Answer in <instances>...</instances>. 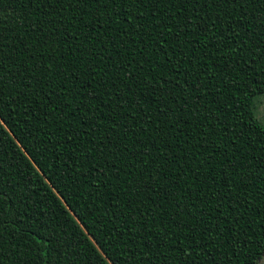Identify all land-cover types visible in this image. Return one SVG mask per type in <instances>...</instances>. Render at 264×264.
Instances as JSON below:
<instances>
[{"label": "trees", "instance_id": "trees-1", "mask_svg": "<svg viewBox=\"0 0 264 264\" xmlns=\"http://www.w3.org/2000/svg\"><path fill=\"white\" fill-rule=\"evenodd\" d=\"M262 90L264 0H0V264H258Z\"/></svg>", "mask_w": 264, "mask_h": 264}, {"label": "rangeland", "instance_id": "rangeland-1", "mask_svg": "<svg viewBox=\"0 0 264 264\" xmlns=\"http://www.w3.org/2000/svg\"><path fill=\"white\" fill-rule=\"evenodd\" d=\"M253 112L258 122L264 126V97L258 96L255 99ZM262 259H264V256ZM258 264H260V261Z\"/></svg>", "mask_w": 264, "mask_h": 264}, {"label": "snow or ice", "instance_id": "snow-or-ice-1", "mask_svg": "<svg viewBox=\"0 0 264 264\" xmlns=\"http://www.w3.org/2000/svg\"><path fill=\"white\" fill-rule=\"evenodd\" d=\"M259 95H260L261 97H264V90H262V91L259 93ZM256 96H257V93H253L252 99L255 100ZM253 122H254V119H253ZM3 123H7V121H6V119H5L2 115H0V124H3ZM98 243H99V242H98ZM109 259H110V257H109ZM260 264H264V259H261V260H260Z\"/></svg>", "mask_w": 264, "mask_h": 264}]
</instances>
